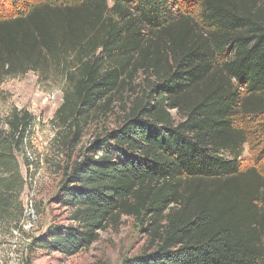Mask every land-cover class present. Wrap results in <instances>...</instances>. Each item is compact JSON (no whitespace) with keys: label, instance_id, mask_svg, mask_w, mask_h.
I'll use <instances>...</instances> for the list:
<instances>
[{"label":"trees","instance_id":"obj_1","mask_svg":"<svg viewBox=\"0 0 264 264\" xmlns=\"http://www.w3.org/2000/svg\"><path fill=\"white\" fill-rule=\"evenodd\" d=\"M7 1L0 83L60 75L65 127L136 92L134 73L151 80L62 183L72 225L36 248L73 254L120 217H148L154 248L122 264H264V168L242 164L264 119V0ZM34 124L25 110L0 120L1 212L24 190Z\"/></svg>","mask_w":264,"mask_h":264},{"label":"rangeland","instance_id":"obj_2","mask_svg":"<svg viewBox=\"0 0 264 264\" xmlns=\"http://www.w3.org/2000/svg\"><path fill=\"white\" fill-rule=\"evenodd\" d=\"M130 84L136 92L126 89L107 111L93 110L86 122L78 117L79 127H65L56 119L68 89L60 75L30 72L0 83V120L15 110L35 116L26 152L19 157L26 182L24 190L14 207L7 213L0 211V264H122L154 248L156 241L148 217L141 221L126 216L107 225L90 246L73 254L36 248L50 236L54 226L72 225V209L60 204L62 183L77 164L92 155L94 145L103 136L119 128L151 80L146 82L138 72ZM263 120L259 118L249 126L252 144L244 150L245 169L256 164L264 168V130L260 127L259 139L252 133Z\"/></svg>","mask_w":264,"mask_h":264}]
</instances>
